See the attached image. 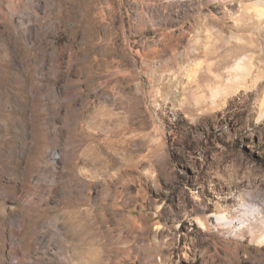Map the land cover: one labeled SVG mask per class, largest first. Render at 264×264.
Wrapping results in <instances>:
<instances>
[{
  "label": "rangeland",
  "instance_id": "obj_1",
  "mask_svg": "<svg viewBox=\"0 0 264 264\" xmlns=\"http://www.w3.org/2000/svg\"><path fill=\"white\" fill-rule=\"evenodd\" d=\"M262 72L264 0H0V264H264Z\"/></svg>",
  "mask_w": 264,
  "mask_h": 264
},
{
  "label": "bare ground",
  "instance_id": "obj_2",
  "mask_svg": "<svg viewBox=\"0 0 264 264\" xmlns=\"http://www.w3.org/2000/svg\"><path fill=\"white\" fill-rule=\"evenodd\" d=\"M198 36H197V38H198ZM195 39H194V41H195ZM191 46H193V45H191ZM195 47H196V45H195ZM192 53H193L194 57L191 61V66L188 69L187 74L190 77L192 82H197L196 81V77H197L196 73L199 69L200 62H196L198 52L194 51ZM226 54L229 55V53H227V52H226ZM225 57H228V56H225ZM240 58L241 59H239L237 62H228V61L227 62H224V61L223 62H206L205 67L207 69L205 68L206 70L204 72L207 73L211 78H213V81L214 80L220 81V79H222L224 76H228V78H227L228 82L224 88L223 87L220 88L219 86H215L216 84H214L213 81H210L209 79H208L209 81H206V83H203V85L206 87V89L209 88L213 102L214 101L216 102L219 99L223 100L224 97H227L228 94L230 95L231 93L235 92V90L240 88V87L244 86L243 88H245V85H246L245 82L247 80V76L250 73H252L253 65H252V62H245V61H243L242 57H240ZM221 68L224 70L223 71L220 70ZM261 76H264V72H262ZM212 83H213V85H212ZM194 85H195V83H194ZM197 87L198 86L196 85V88ZM200 95H202V94H200ZM254 98H255V103L257 105V110L259 112L258 119L262 120V118H264V79L262 81H260V82L258 81V83H256ZM212 216L215 217V220H216V223L218 226H221V227L226 228V229H231V232H233V233L234 232L235 233L236 232H238V233L239 232L240 233L249 232L251 239L256 244H258V245L264 244V206L244 208V211L241 214H237L234 217H229L226 213H215Z\"/></svg>",
  "mask_w": 264,
  "mask_h": 264
}]
</instances>
